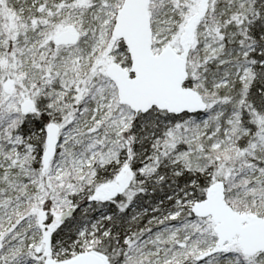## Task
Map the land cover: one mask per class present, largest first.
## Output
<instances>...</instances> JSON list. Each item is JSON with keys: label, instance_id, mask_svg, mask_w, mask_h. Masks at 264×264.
<instances>
[{"label": "snow or ice", "instance_id": "6c2138e0", "mask_svg": "<svg viewBox=\"0 0 264 264\" xmlns=\"http://www.w3.org/2000/svg\"><path fill=\"white\" fill-rule=\"evenodd\" d=\"M0 264H264V0H0Z\"/></svg>", "mask_w": 264, "mask_h": 264}]
</instances>
